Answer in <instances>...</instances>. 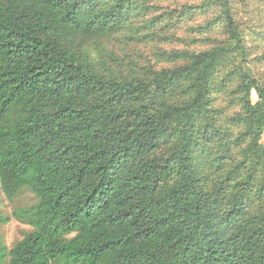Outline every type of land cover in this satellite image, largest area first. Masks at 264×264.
Wrapping results in <instances>:
<instances>
[{"label": "trees", "instance_id": "16d2710c", "mask_svg": "<svg viewBox=\"0 0 264 264\" xmlns=\"http://www.w3.org/2000/svg\"><path fill=\"white\" fill-rule=\"evenodd\" d=\"M104 1L0 0V187L37 198L0 264H264V85L242 70L245 116L211 109L228 92L216 73L247 55L230 0L213 2L232 46L144 79L72 50L121 33L137 3Z\"/></svg>", "mask_w": 264, "mask_h": 264}, {"label": "rangeland", "instance_id": "374dc122", "mask_svg": "<svg viewBox=\"0 0 264 264\" xmlns=\"http://www.w3.org/2000/svg\"><path fill=\"white\" fill-rule=\"evenodd\" d=\"M230 2L236 25L244 37L247 55L246 59L241 54L234 56L221 68L222 71L216 73V81L228 85V92L220 94L218 101L211 106L212 110L222 109L219 119L218 115L214 117L219 123L229 125L230 118L245 116L241 104L243 94L237 91L242 70L249 69L250 75L264 85V0ZM126 19L121 33L110 38L73 41L72 50L98 73L144 79L155 71L176 67L169 60L174 53H197L214 46L233 44L222 13L213 0H137ZM251 99L254 104L258 103L255 91ZM240 126L236 131L242 134L246 125ZM206 168L202 166V171ZM212 174L216 175V172ZM36 203L37 198L29 188L22 189L16 198L9 200L0 187V213L9 219L8 223L0 224V242L8 250L32 231L30 226L14 217L15 211Z\"/></svg>", "mask_w": 264, "mask_h": 264}]
</instances>
